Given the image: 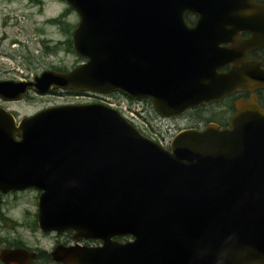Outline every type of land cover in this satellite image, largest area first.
<instances>
[{"label":"water","instance_id":"water-1","mask_svg":"<svg viewBox=\"0 0 264 264\" xmlns=\"http://www.w3.org/2000/svg\"><path fill=\"white\" fill-rule=\"evenodd\" d=\"M64 1L79 16L73 48L86 60L33 81H0L1 98L118 91L170 116L254 85L233 66L216 69L237 63L239 31L252 33L250 46L264 35V4ZM235 107L230 127L183 130L169 149L101 103L46 107L18 124L0 107V192L37 189L40 229L101 241L56 245L50 256L65 264H264V109L255 97ZM34 255L3 249L0 260Z\"/></svg>","mask_w":264,"mask_h":264},{"label":"rangeland","instance_id":"rangeland-1","mask_svg":"<svg viewBox=\"0 0 264 264\" xmlns=\"http://www.w3.org/2000/svg\"><path fill=\"white\" fill-rule=\"evenodd\" d=\"M60 13H63L61 17ZM78 20L77 13L61 0H0V78L31 77L46 69H71L75 61L79 62L77 54L69 46L72 31ZM107 100L121 99L107 97ZM94 101L100 102L96 95L90 93L82 95L62 92L47 95L30 93L17 102L3 105L15 116L21 117L54 104ZM145 109L148 110L146 114L148 112L153 114L150 103L145 104L144 101L131 105L127 113L136 121L142 122L139 116L129 111L136 110L139 113L143 111L142 116H145ZM211 110L212 108L197 111L196 116L200 114L205 117L212 116ZM144 121L148 123L145 119ZM162 123L158 135L166 139L172 135L170 130L172 123L176 130L186 124L180 119L165 120ZM150 124L155 125L153 120ZM167 125L171 127L167 129ZM38 194L39 191L35 189L0 193V250L12 244L18 246L15 249H23L19 247L22 243L31 250H44L43 260L38 261L39 264H65L53 260L50 253L58 244L68 246L69 242H74L72 233L68 231L56 234L39 229L36 224ZM11 240L14 241L9 242ZM34 258L35 255L29 259Z\"/></svg>","mask_w":264,"mask_h":264},{"label":"flooded vegetation","instance_id":"flooded-vegetation-1","mask_svg":"<svg viewBox=\"0 0 264 264\" xmlns=\"http://www.w3.org/2000/svg\"><path fill=\"white\" fill-rule=\"evenodd\" d=\"M252 1L255 3L264 4V0H252ZM63 13H60L59 17H61ZM186 19H187L188 24L193 25L196 21V15L192 13H187ZM250 38H252L251 32L249 31H239L238 32L237 45L235 46V51H234L235 59L237 63L231 64V62L225 61L220 67L217 68V72L226 73L233 66L239 72L241 78L251 79L252 81H254L253 82L254 85L251 84V87L247 88L246 87L247 83H244L241 85L242 86L241 88H239L238 90H236L235 92L231 94L224 96L219 101L211 102L205 105H199L198 107L187 110L185 113L181 115L171 116V117H165V116L160 115L158 112H156L153 109L152 103L149 99H142L141 101H144L145 104H148L149 102L151 105V108L153 109V114H152L153 116L150 114V112L146 114L147 109H145V116H143V118L148 122L147 123L148 129L145 131V133L150 135L156 141L162 142L165 145H168L171 141L169 140L170 138L166 139L165 137L158 135V133H160L158 131L160 129V125H162L163 124L162 122H164L165 120L174 121V119H180V120L185 121L186 123L183 127H178L177 130L175 129L174 124L172 123L171 124L172 128H170V130H172L171 134L179 130L185 129V128L202 129L208 123H215L219 128H225L229 126L231 116L235 112V102L236 101H239L242 99H249L251 95H255L259 106L264 108V35H261L259 38H256L254 40L255 45H252V46H250L246 42V40ZM57 44L60 45L61 43H57ZM220 47L227 49L230 47V43H223ZM55 70L64 71L67 69H64V70L55 69ZM247 72L250 73V75H247ZM35 76L36 74L31 77H28V76L9 77V78H0V80L29 81V80H32ZM248 86H249V83H248ZM61 92L65 94L69 93V94H74V95L89 94L87 92H81V91H76V90L61 91V90L52 89L51 91L46 92V93H39L34 90H30L23 98L28 96L30 93L34 95H47V94H56V93H61ZM17 101L19 100H4L0 98V106L8 109L3 104L17 102ZM209 108H212L210 112L212 116L205 117L201 114L196 116L197 111L209 109ZM10 112L13 114L12 111ZM151 120L154 121L155 125L150 124ZM176 125L177 124H175V126ZM169 127L171 126L170 125L166 126L167 129ZM125 239L126 238H119L117 240L124 241ZM12 241L14 240H11L9 242H12ZM79 243L80 245H98L100 242L91 241V240H88V241L81 240L79 241ZM69 244H74V242H71V243L69 242L67 245ZM19 247L26 249L30 252L35 251V250H31L30 248L26 247L22 243H20ZM15 248H18V246H15L14 244H12L10 246H6L5 249H15ZM42 252H44V250L35 251L36 253L35 258L29 259L28 261H25L23 257L16 256L10 260V264H37L38 261L43 260ZM0 264H3V263L0 261Z\"/></svg>","mask_w":264,"mask_h":264},{"label":"trees","instance_id":"trees-1","mask_svg":"<svg viewBox=\"0 0 264 264\" xmlns=\"http://www.w3.org/2000/svg\"><path fill=\"white\" fill-rule=\"evenodd\" d=\"M69 46H71V41L69 42ZM80 59H81V57H80Z\"/></svg>","mask_w":264,"mask_h":264},{"label":"built area","instance_id":"built-area-1","mask_svg":"<svg viewBox=\"0 0 264 264\" xmlns=\"http://www.w3.org/2000/svg\"><path fill=\"white\" fill-rule=\"evenodd\" d=\"M124 108V107H123ZM130 113H132L133 111H129ZM134 113V112H133ZM135 115V114H134Z\"/></svg>","mask_w":264,"mask_h":264}]
</instances>
